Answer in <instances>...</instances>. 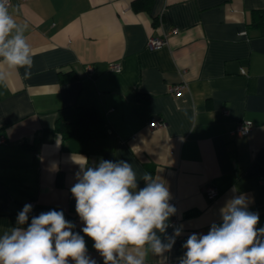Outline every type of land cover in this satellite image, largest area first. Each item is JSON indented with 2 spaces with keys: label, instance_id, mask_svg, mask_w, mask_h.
Returning <instances> with one entry per match:
<instances>
[{
  "label": "crops",
  "instance_id": "1",
  "mask_svg": "<svg viewBox=\"0 0 264 264\" xmlns=\"http://www.w3.org/2000/svg\"><path fill=\"white\" fill-rule=\"evenodd\" d=\"M133 1L10 0L34 55L30 77L11 70L0 84V235L30 200L28 223L62 210L80 231L70 191L79 170L71 158L79 156L90 165L128 161L141 188L144 172L167 182L176 208L169 223L182 234L171 252L148 261L182 257L188 236L220 223L234 195H246L264 227V0H153L149 12ZM149 36L166 43L150 48ZM115 62L119 71L108 68ZM179 82L186 86L176 96L168 86ZM67 105L89 106L105 135L63 138L53 128ZM151 117L164 126L149 127ZM239 120L252 122L247 134L233 132Z\"/></svg>",
  "mask_w": 264,
  "mask_h": 264
},
{
  "label": "clouds",
  "instance_id": "2",
  "mask_svg": "<svg viewBox=\"0 0 264 264\" xmlns=\"http://www.w3.org/2000/svg\"><path fill=\"white\" fill-rule=\"evenodd\" d=\"M26 30L10 13L8 0H0V84H6L11 70L24 68V77L31 75L34 53ZM71 159L79 170L70 191L84 226L74 231L76 224L62 210L41 212L28 223L33 206L25 204L16 226L0 235V264H97L85 236L103 264H148L149 255L171 252L182 226L169 223L176 208L162 177L144 172L141 188L128 161L101 159L90 165L87 157ZM220 217L207 234L188 236L178 264H264V227H257L259 213L249 210L246 195L228 199Z\"/></svg>",
  "mask_w": 264,
  "mask_h": 264
},
{
  "label": "trees",
  "instance_id": "3",
  "mask_svg": "<svg viewBox=\"0 0 264 264\" xmlns=\"http://www.w3.org/2000/svg\"><path fill=\"white\" fill-rule=\"evenodd\" d=\"M152 1L134 0L132 5L136 10L141 9L149 12ZM156 22L157 18L153 17V24ZM258 24L264 26V14L261 15ZM53 129L58 131L63 138L76 136L85 140H93L100 139L105 135L103 123L95 117L89 106L67 105L60 108ZM40 140L39 135L35 138L31 147L37 149Z\"/></svg>",
  "mask_w": 264,
  "mask_h": 264
},
{
  "label": "built area",
  "instance_id": "4",
  "mask_svg": "<svg viewBox=\"0 0 264 264\" xmlns=\"http://www.w3.org/2000/svg\"><path fill=\"white\" fill-rule=\"evenodd\" d=\"M10 5V0H8V6ZM177 31L176 27H173L169 30V32H175ZM166 43V36H149L147 37L146 44L150 48H159L163 44ZM108 68L114 71H119L120 70V64L119 63H110L108 65ZM86 69L88 71L92 70L91 65H87ZM241 72H244V70H241ZM185 84L183 82L175 83V84H170L168 86V89L171 93L175 94L176 96L182 95L184 89H185ZM226 112V111H224ZM148 126L151 128L155 127H162L164 126V122L158 118V117H151L149 120ZM252 128V122L249 120H239L233 130L234 133L238 135H243L247 134ZM5 139L3 136H0V143H4ZM205 193L207 194L208 197L212 198L216 195V189L208 185L204 188ZM173 205V202H170ZM27 204H31L33 206L32 212H34L35 209V202L33 200H30L27 202ZM176 220H173L171 222L172 225H175ZM148 264H178V260H171V259H165V260H156V261H148Z\"/></svg>",
  "mask_w": 264,
  "mask_h": 264
}]
</instances>
